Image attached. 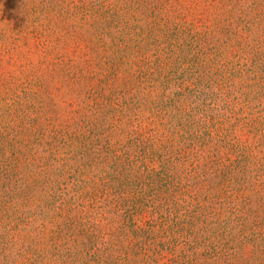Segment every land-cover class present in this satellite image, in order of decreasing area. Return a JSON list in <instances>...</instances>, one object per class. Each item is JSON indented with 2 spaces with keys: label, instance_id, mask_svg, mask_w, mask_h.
I'll use <instances>...</instances> for the list:
<instances>
[{
  "label": "trees",
  "instance_id": "1",
  "mask_svg": "<svg viewBox=\"0 0 264 264\" xmlns=\"http://www.w3.org/2000/svg\"><path fill=\"white\" fill-rule=\"evenodd\" d=\"M0 264H264V0H0Z\"/></svg>",
  "mask_w": 264,
  "mask_h": 264
},
{
  "label": "rangeland",
  "instance_id": "2",
  "mask_svg": "<svg viewBox=\"0 0 264 264\" xmlns=\"http://www.w3.org/2000/svg\"><path fill=\"white\" fill-rule=\"evenodd\" d=\"M32 49L35 51V50H36V49H35V46H32ZM35 52H37V51H35ZM56 86H58L57 83H53V87H52V86H50V87H52V88L54 89ZM62 101H65V103H60V101H59V103H60V105H61L62 107H64L65 104L67 105V104H69V103L72 102L71 99H70L67 95H66V96H63ZM68 108H69V107H68Z\"/></svg>",
  "mask_w": 264,
  "mask_h": 264
}]
</instances>
